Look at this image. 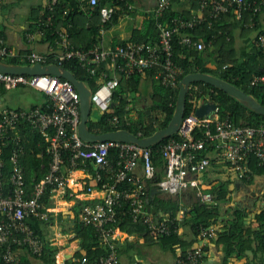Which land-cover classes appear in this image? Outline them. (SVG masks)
Masks as SVG:
<instances>
[{
    "label": "built area",
    "instance_id": "2783aa9c",
    "mask_svg": "<svg viewBox=\"0 0 264 264\" xmlns=\"http://www.w3.org/2000/svg\"><path fill=\"white\" fill-rule=\"evenodd\" d=\"M57 1L51 0L44 15L39 17L36 30L28 34L29 38L34 40L37 36H54V41L60 48L52 53L56 60L53 63L62 65L65 60L76 59L89 74L99 75V84L95 90L92 89V105L97 106L102 113L112 114L108 121L115 127H119L121 121L113 112V94L123 79L134 74L141 75L142 84H148L146 87L150 93L153 83L172 89L179 88L185 69L174 60L175 35H181L180 42L185 46L201 51L205 48V43L187 32L188 29L206 21L211 25L214 19L220 18L233 7L238 19L242 17L243 10L260 13L264 17V0H194L199 4L198 13L190 17L176 14L166 19L168 10L176 0H158L153 11L158 20L156 40L131 39L108 47L98 40L94 46L82 48L76 47L72 42L71 23L64 29L56 27ZM98 5L99 0H81L79 10L92 14ZM118 9L120 8L116 4H104L100 8L102 31L109 22L112 23ZM256 46L264 56V31L257 34ZM13 54V50L0 37V55ZM21 56L31 64H49L47 61L51 57L37 51ZM258 82H264V74L257 75L252 80V84ZM0 85L7 88L32 86L50 99L47 106L30 109L6 107L0 112L2 264H26L17 254V248H25L34 256L43 254L45 241L36 232L32 220L50 219L51 209L43 205V197L48 190L57 195L68 193L69 178L64 171L66 165L70 171H89L92 164L93 177L103 191L100 201L82 205L79 216L83 224L94 227L108 253L91 260L83 257L84 264H126L120 251L124 233L119 226L122 217L142 222L151 236L169 234L172 231L173 219L166 216V213L158 217L148 208L152 190L166 195H180L193 190L197 200L212 203L214 194L210 188L214 181L209 173L214 161L223 163L226 170L235 174L237 181H243L252 174V157L260 166H264V123L258 126L237 124L229 117H221L218 107L203 116L196 114V109L202 103L214 102L211 98L212 88L204 90L198 84L190 85L188 92L194 97L195 108L184 116L177 133L178 138H171L161 145L163 165L158 166L151 146L144 147L134 142L118 140L84 141L79 134L80 93L70 80L51 74L28 75L0 71ZM125 120L130 124L127 116ZM25 123L43 135L51 157L49 169L31 188H28L21 160L24 145L20 126ZM8 150L10 169L6 175L4 156ZM112 150L117 152L116 163L109 157ZM140 168L142 173L138 172ZM88 189L92 191L90 187ZM261 211L264 212V206ZM184 216L185 209L182 208L177 219H183ZM221 226L201 227L198 235L200 243L185 251L180 250L174 264H202L207 255L206 245L218 236ZM129 264L154 263L138 258Z\"/></svg>",
    "mask_w": 264,
    "mask_h": 264
},
{
    "label": "trees",
    "instance_id": "16d2710c",
    "mask_svg": "<svg viewBox=\"0 0 264 264\" xmlns=\"http://www.w3.org/2000/svg\"><path fill=\"white\" fill-rule=\"evenodd\" d=\"M108 2L118 6L125 4V0H99V5L91 14L85 10L77 12L71 7L68 9L65 0H58L56 3V27L61 25L67 26L68 23H71L72 28L70 29V33L73 44L76 47L90 48L99 40V34L103 24L100 8ZM1 3L0 0V4ZM194 6L199 9L197 1H194ZM118 14L119 12L114 14L112 22L117 19ZM231 14L234 15L236 21L242 24L250 20L256 21L257 23L262 15L260 13L254 14L250 10H243L242 17L238 19L233 7L220 18L214 19L211 25L206 21L193 29H188L187 32L205 43L206 46L201 51L182 44L180 42V34L174 36V60L176 64L185 69V73L180 80L191 72L200 71L211 73L236 85L247 93L252 94L257 100L264 104V82L252 84V80L255 76L264 74V56L259 49L258 53L263 58V62L244 59L238 55L231 29L232 26L227 23L226 19L224 20L226 24H221L224 16H231ZM173 15H176V13L170 8L165 18L169 19L168 17ZM182 15L185 17L191 16L190 13ZM161 20L165 21L164 18ZM147 21L145 33L142 32L138 34V32L132 39L144 41H154L157 39L158 20L153 11L148 14ZM108 24H110V22ZM85 28L86 30H83ZM227 38H230V40L224 48L225 54H222L220 52ZM46 39H51L54 43V36L49 34ZM50 56L47 62H56L52 55ZM1 59L12 63H28V61H20L17 58ZM62 65L72 71L80 80L85 81L93 90L98 86L99 75L89 74L80 66L76 59L65 60ZM142 81L143 77L141 75L134 74L128 79H123L115 89L113 94V112L120 118L121 124L119 127H115L109 123L108 118L112 116V114L102 113L99 119L90 120V129L96 133H104L118 128H127L135 134L145 137L166 127L174 113L179 88L172 89L162 84L152 82V92L149 93L151 99L150 103L136 108L133 103L142 100L140 96V91L144 86ZM194 84L200 85L204 90L213 89L211 98L217 104L221 117H229L235 123L243 125L258 126L264 123V115L248 108L227 92L201 81L194 82ZM193 99L194 97L188 92L185 115H188L194 110L195 103ZM48 103L49 102L45 103L44 106ZM126 116L129 118L130 124L125 122ZM153 120H156V123H153ZM20 133L24 145V153L21 156V160L24 165L28 188H31L49 169L51 157L47 152L48 143L39 131L33 129L28 123H25L20 126ZM178 136V134H175L151 146L154 152L153 157L156 165H163L160 152L161 145L171 138H178ZM9 154L10 150H8L7 154L4 156L6 162V175L9 174L10 169ZM109 157L113 163H116L117 152L112 150ZM250 166L252 174L249 178L243 179V183L248 185L252 184L257 176L264 175V166H260L254 157L251 158ZM92 169L93 165L90 164L89 170L92 171ZM231 184V179H219L215 182L210 188L214 194V201L212 203H204L201 200H197L193 202L191 206H187V204H181L179 195L161 197L159 194H153L150 196L148 208L153 214L162 217L160 213V211H162V213H166V216L173 219L171 223L173 229L169 234H159L156 237L151 236L146 225L142 222H133L129 217H122L119 226L130 235H142L144 237V242L148 245L156 244L164 252H170L176 255L177 249H185L194 243L198 238L201 227L222 225L221 230L218 232V236L211 240L218 246H221L223 250L222 264H228L229 260L232 258H249V254L247 253L248 250H251L254 254L253 259L259 258L258 260L264 261V212L260 211L256 213V218L259 222L257 226H252L248 223L246 219L248 213L245 206L241 207L238 204L228 205L232 202ZM50 197L51 191L48 190L43 197L44 207L48 204L47 202H49ZM97 201L100 200L79 201V205L82 206L85 203H95ZM182 207L185 208V216L183 219L179 220L177 219V215ZM33 223L34 220H32V224ZM80 224L81 225L78 227L79 235L82 238V249L66 264H84L82 262L83 257H87L91 260L108 253L107 247L99 240L94 227L83 223ZM181 226H185L189 229L190 237L179 232ZM36 232L38 231L36 230ZM137 246L138 244L134 239L127 238L121 241V254L127 253L128 256H130L132 255L131 250L135 249ZM137 251L141 254L139 249H137ZM36 257L40 259L42 264H58L56 261V249H54L49 242H45L43 254ZM23 262L30 264L27 261ZM0 264L2 263L0 262Z\"/></svg>",
    "mask_w": 264,
    "mask_h": 264
},
{
    "label": "crops",
    "instance_id": "0c3cea01",
    "mask_svg": "<svg viewBox=\"0 0 264 264\" xmlns=\"http://www.w3.org/2000/svg\"><path fill=\"white\" fill-rule=\"evenodd\" d=\"M65 1L68 5V9L71 7L77 12L81 11L79 10L81 0ZM157 1L158 0H125V4L118 6L120 9L118 11L119 14L117 19L112 23L107 24L104 31L100 30V43L105 47L114 46L127 40H131L138 32V34H141L142 32L145 33L148 23V14L151 11H154ZM1 2L0 37L4 39L5 44L13 50L14 54L12 56L0 55V59L17 58L20 61H25L22 59L21 55L24 56L31 51L52 55L54 51L60 48L56 45L55 41L53 43L51 39H46L45 36H37L34 40H31L28 35L30 32L36 30L39 17L44 15L51 0H1ZM107 5H111V2H108ZM171 8L177 15L186 13L193 15L199 11L198 8H195L194 6V0H176ZM225 19L227 23L232 26L231 29L238 55L244 59L263 62V58L259 55V50L256 46V36L260 31H264V17L261 16L257 23L256 21L253 23V20H250L249 22L242 24L236 21L234 15L231 14V16H224L222 19L223 21L221 22L222 25L226 24V22L224 23ZM64 27L65 26L61 25L57 28L64 29ZM83 30H86V28ZM229 40L230 38H227L220 53L225 54L224 48ZM18 64L33 65L30 62H18ZM16 89L22 90V93L27 92L32 96L29 100H20L11 92ZM47 102L50 103L48 95L32 86L22 85L16 88H7L4 85H0V112L6 107L30 109L35 106H44ZM213 164L212 169L210 167L211 172L209 174L211 175H209V177L214 181L215 178L212 170L216 171L217 175H219V171L222 169L224 170L225 165L218 161H214ZM218 165H222V167L220 168ZM68 167L69 166L67 165L64 167V171L69 178L68 193L57 195L56 193L51 192L50 200L47 202L48 204L45 205V208L51 209L50 219L48 221L34 220L33 223V226L43 237L44 241L46 243L49 242L53 248L56 249V261L58 264H66L70 259L75 257L79 250L82 249V238L79 235L78 227L81 225L80 223H82L79 216L82 206L79 205V201L89 200L88 198H92V201L95 199L100 200L103 196V191L93 177V169L92 171H84L83 169H74L70 171L68 170ZM138 172L142 173L141 168L138 169ZM89 187L92 191H89ZM69 192L71 193L69 194ZM153 194H159L161 196L163 193L158 192L157 190H152V195ZM262 200L264 206V190L262 191ZM189 202L190 199L183 204H188ZM263 206H260L261 209H258V212L262 210ZM182 208L185 209L184 207ZM257 208L258 207L255 209ZM160 213L164 214L162 211H160ZM179 232L190 237L189 229L185 226H181ZM122 238V241L127 238L134 239L138 244L135 249L131 250L132 255L128 256L127 253H123L124 255L122 254L123 260L126 264H129L130 261L138 258L148 263L159 264L155 263L154 259L151 258L155 249H159V251L164 253L163 257L160 259L161 264H174L175 262L177 254L174 255L170 252H164L156 244L148 245L144 242V237L140 234L130 235L124 231ZM198 243H200L199 237L192 245L185 249H177V253L180 250L185 251L188 248L196 246ZM137 249L141 251V254L138 253ZM206 251L207 255L202 264H222L223 250L221 246H218L215 242L208 241ZM16 252L23 261H27L30 264H42L38 257L32 255L31 252L25 248H17ZM247 253L249 254V258H232L229 260L228 264H264V261L258 260L259 258L253 259L254 254L251 250H248Z\"/></svg>",
    "mask_w": 264,
    "mask_h": 264
},
{
    "label": "water",
    "instance_id": "95a60500",
    "mask_svg": "<svg viewBox=\"0 0 264 264\" xmlns=\"http://www.w3.org/2000/svg\"><path fill=\"white\" fill-rule=\"evenodd\" d=\"M0 71L13 74L28 75H56L70 80L80 93L81 100V122L79 125L80 137L86 142H98L106 140H118L123 142H134L140 146L150 147L164 139L171 137L179 132V128L185 116V108L189 87L194 82H205L217 87L243 103L253 111L264 115V104L257 100L252 94L247 93L236 85L207 72H191L186 74L180 81L179 94L176 101L174 113L168 125L155 131L153 134L141 137L127 128L96 133L90 129L89 122L92 113V88L87 83L80 80L72 71L58 63H35L24 65L18 63H8L0 59ZM215 102H204L197 109L196 114L203 116L217 109Z\"/></svg>",
    "mask_w": 264,
    "mask_h": 264
},
{
    "label": "rangeland",
    "instance_id": "374dc122",
    "mask_svg": "<svg viewBox=\"0 0 264 264\" xmlns=\"http://www.w3.org/2000/svg\"><path fill=\"white\" fill-rule=\"evenodd\" d=\"M148 84H144V86L141 89V101L133 103V105L137 107L143 106L144 104H149L151 99H150V91H147ZM13 94H15L16 98L22 100L26 99L29 100L30 97L32 96L31 94L25 92L22 93V90L16 89L11 91ZM102 115V111L97 107L94 106L92 107V113H91V119L96 120L99 119ZM214 165V164H213ZM219 166V165H218ZM220 168L222 165L219 166ZM224 167V166H223ZM212 169V166H211ZM224 171V172H221ZM219 171V175H217L216 171H213L214 175V182L218 181L219 179L221 180H232L231 184V195H232V202L229 203L228 205H237L241 204L242 206H245V209L248 213L247 216V222L250 223L252 226H257V218H256V213L258 212V209H261L260 206H263V200H262V191L264 190V175L262 176H257L252 184H244L243 181H237L235 178V174L232 173L231 171L224 170L222 169ZM176 196V195H173ZM161 197H168L165 194H162ZM180 200L182 201V204L188 201L190 199V202L187 204V206H191L193 202L197 201L196 194L194 193L193 190L186 191L182 194L179 195ZM258 207L257 209H255ZM159 249H155L153 251V254L151 255V258L154 259L155 263H159L160 259L163 257L164 253H160Z\"/></svg>",
    "mask_w": 264,
    "mask_h": 264
},
{
    "label": "flooded vegetation",
    "instance_id": "af4514ba",
    "mask_svg": "<svg viewBox=\"0 0 264 264\" xmlns=\"http://www.w3.org/2000/svg\"><path fill=\"white\" fill-rule=\"evenodd\" d=\"M241 207H243L241 204H240Z\"/></svg>",
    "mask_w": 264,
    "mask_h": 264
}]
</instances>
